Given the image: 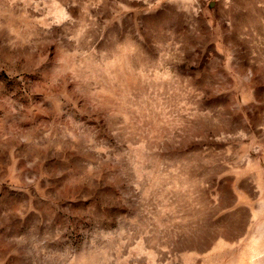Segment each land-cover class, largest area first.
Wrapping results in <instances>:
<instances>
[{"label":"rangeland","instance_id":"rangeland-1","mask_svg":"<svg viewBox=\"0 0 264 264\" xmlns=\"http://www.w3.org/2000/svg\"><path fill=\"white\" fill-rule=\"evenodd\" d=\"M0 264H264V0H0Z\"/></svg>","mask_w":264,"mask_h":264}]
</instances>
